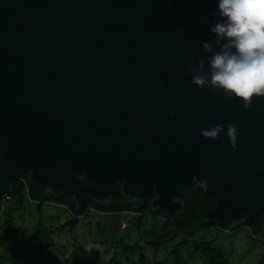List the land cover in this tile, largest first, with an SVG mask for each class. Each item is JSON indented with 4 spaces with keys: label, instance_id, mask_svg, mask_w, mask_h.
Returning a JSON list of instances; mask_svg holds the SVG:
<instances>
[{
    "label": "water",
    "instance_id": "obj_1",
    "mask_svg": "<svg viewBox=\"0 0 264 264\" xmlns=\"http://www.w3.org/2000/svg\"><path fill=\"white\" fill-rule=\"evenodd\" d=\"M217 11L218 0H0V196L29 174L77 213L89 197L151 190L168 213L197 180L216 200L209 219L264 213V97L246 110L190 83ZM217 124V139L201 135Z\"/></svg>",
    "mask_w": 264,
    "mask_h": 264
},
{
    "label": "trees",
    "instance_id": "obj_2",
    "mask_svg": "<svg viewBox=\"0 0 264 264\" xmlns=\"http://www.w3.org/2000/svg\"><path fill=\"white\" fill-rule=\"evenodd\" d=\"M78 176H80V174H78ZM8 191L11 200L9 201L7 210L2 209L0 200V261L1 258L9 259L2 251L10 240L17 235V227L15 226V219L12 212L23 208L28 201L34 202L39 212H41V209L44 208L45 205L60 207L70 212L68 217H65L59 224H54L49 227L45 226L42 222L38 223L37 227L34 229V241L31 249L32 257L30 264H97L95 262L97 258L103 259L110 251L112 252V256H107L108 264H158L157 262L150 263L145 255L138 249L137 251L139 253L136 255L135 260L127 258L126 261H121L118 255L121 253L124 254L125 257H129L130 253H134L136 248L140 249L142 247L144 249L146 246L151 247L153 250L157 249L164 246L170 239L179 234L183 236V241L178 243L173 250L179 261L177 264H186L180 251L189 240L198 242L207 229L215 226L228 229L226 225L222 226L220 225L222 223H218L216 220H211L207 217L210 209L216 205V200L214 197L206 194L205 182L203 181L194 180L187 188L177 189L176 199L181 201L183 205L180 210H172L168 213L163 212L160 208L153 207L152 201L156 197L154 190L148 192L143 201L131 198L124 193H119L104 201L89 197L80 214L77 213L78 203L73 196L54 193L48 185H38L30 179L29 174L15 179V181L11 183ZM113 213L123 215L135 214L140 217L158 213L156 215L162 217L163 222L161 227H158L156 223L150 224L148 232L152 238H143L140 237V234H136L138 237L136 240L133 239L134 241L130 243L124 241L122 238L115 241L102 240L100 242L102 250L99 249L95 252V258L76 256L75 252L79 248L76 240L73 246H71L72 248L60 244L59 238H61V234L65 229L73 235L78 228H82V220L84 218L87 219L88 216H91L92 220L93 218L95 219V221L89 222L91 230H94L97 234L103 233L104 229L102 228L101 220L95 216H111ZM246 217L247 213L242 211L239 215L235 216L233 220L237 223L241 222L239 223L240 225H244ZM138 222L142 225L140 219H138ZM239 224L237 226H240ZM263 224L264 213L261 212L250 224L251 228L254 229V234L257 235L262 231ZM132 226L133 221L131 220L130 223L128 222V228H132ZM120 228L121 225L119 222L116 229H114L115 234L119 232ZM158 230H160L161 233L164 231L163 236L159 234ZM155 237H157V239ZM141 239L145 242L143 243L144 246L140 244ZM92 242L98 244L94 241H91V243ZM195 248H200L207 253L209 263L206 262L205 264H228V257L225 256L223 251L211 246L209 242H200L196 244Z\"/></svg>",
    "mask_w": 264,
    "mask_h": 264
},
{
    "label": "rangeland",
    "instance_id": "obj_3",
    "mask_svg": "<svg viewBox=\"0 0 264 264\" xmlns=\"http://www.w3.org/2000/svg\"><path fill=\"white\" fill-rule=\"evenodd\" d=\"M153 205V202H152ZM154 208H157L153 205ZM164 212V211H163ZM70 212L60 207L45 205L41 209V212L37 209L34 202L28 201L21 209L14 210L12 215L15 219V226L17 227V235L13 237L8 245L3 249V254H6L8 258H1L0 264H30L31 263V249L34 241V229L39 222H42L45 226H52L59 224L65 217H68ZM167 213V212H165ZM158 213H152L149 216H142L135 214H117L113 213L105 216H95L101 220L102 228L104 232L98 233L91 230L89 227L90 221H95L88 216L87 219H83L82 228H78L76 232L69 233L67 229L61 234L59 238L60 244L63 246H73L74 241L78 242V249L75 252L76 256L95 258V252L101 249V241H115L122 238L124 241L132 242L138 237L136 234H140L143 238H152L149 235V228L151 223H156L158 227H161L162 217L156 215ZM91 215V214H90ZM94 216V215H92ZM109 217V218H108ZM122 219V220H121ZM138 219L141 220L142 225L139 224ZM133 221L132 228H128V222ZM148 220V221H147ZM147 221V222H146ZM254 221V220H253ZM244 220V225L233 221L226 225L228 229L215 226L207 229L198 242L189 240L187 244L183 246L180 253L186 261V264H205L208 261V255L202 249H196V244L200 242H209L211 246L221 249L225 256L228 257V264H264V239L260 237V233L254 234L253 228L250 224L253 222ZM120 222L121 228L119 232L115 234L114 229ZM218 222V221H217ZM220 223V222H218ZM240 226H237V225ZM248 224V225H247ZM140 229V230H139ZM159 234L163 236L158 230ZM157 239V237H155ZM94 241L98 244H94ZM147 241V240H146ZM152 241V240H150ZM183 241L181 234L174 236L164 246L157 249L151 247L136 248L134 253H130V256L125 257L124 254L119 253L118 257L121 261H126L127 258L135 260L138 255L137 249L142 252L150 263L157 262L158 264H177L179 261L174 253L175 246ZM90 243V244H89ZM144 240H140V244L143 245ZM144 246V245H143ZM77 247V246H76ZM72 248V247H71ZM69 249V248H68ZM151 249V250H150ZM1 252V253H2ZM112 256V252L106 254L103 259L95 261L97 264H108V257ZM207 259V261H206ZM110 260V258H109ZM162 262V263H161Z\"/></svg>",
    "mask_w": 264,
    "mask_h": 264
},
{
    "label": "clouds",
    "instance_id": "obj_4",
    "mask_svg": "<svg viewBox=\"0 0 264 264\" xmlns=\"http://www.w3.org/2000/svg\"><path fill=\"white\" fill-rule=\"evenodd\" d=\"M213 15L219 17L209 25L215 40L202 42L204 52L209 54L207 61L199 59L198 68L191 66L189 61L190 83L238 100L247 110L251 108L254 98L264 97V0H218V11ZM158 83L162 89H166L162 80ZM194 123L195 120L189 119L181 121L180 125L190 127ZM200 132L205 138L217 139L224 132V125L201 128ZM237 132L234 124L227 125L226 135L233 151L238 150ZM8 190L0 196L3 210H7L11 200Z\"/></svg>",
    "mask_w": 264,
    "mask_h": 264
},
{
    "label": "flooded vegetation",
    "instance_id": "obj_5",
    "mask_svg": "<svg viewBox=\"0 0 264 264\" xmlns=\"http://www.w3.org/2000/svg\"><path fill=\"white\" fill-rule=\"evenodd\" d=\"M79 177H81V175H80ZM146 194H147V193H146ZM146 194L143 196V198H141V199H136V200H141V201H143L144 198H145V196H146Z\"/></svg>",
    "mask_w": 264,
    "mask_h": 264
}]
</instances>
